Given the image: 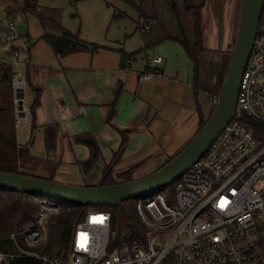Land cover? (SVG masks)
<instances>
[{"label": "crops", "instance_id": "0c3cea01", "mask_svg": "<svg viewBox=\"0 0 264 264\" xmlns=\"http://www.w3.org/2000/svg\"><path fill=\"white\" fill-rule=\"evenodd\" d=\"M197 7L201 10V6ZM182 8L193 9L182 1V7L180 4L175 11L183 12ZM142 9L151 21L143 24L137 18L135 29L126 33L123 41L102 37L97 24L86 30L82 25L70 33L78 35L87 46L86 51L58 57L44 44L47 50L41 46L36 54L34 50L40 42H35L31 53L27 49L26 57L18 51L25 63L22 71L28 83L29 110L36 98L38 101L30 111L29 122L19 127L14 125L11 107L13 126L7 131L17 151L25 154L19 166L23 173L62 185L93 188L100 185L102 174L110 165L115 180L130 170L132 180H137L159 170L155 168L160 162L175 157L195 136L198 117L192 66L190 69L184 64L187 62L179 65L176 55L169 61L161 56L149 59L147 55L161 41L176 42L164 39L167 35L178 36L176 20L163 24V11L174 15L172 4L170 0H150ZM122 14L116 18L126 19L127 15ZM13 18L15 15L0 25V37L6 22ZM187 24V28H182L192 44L194 20ZM2 42L0 63L7 66L10 77L13 66L4 61L14 46L3 39ZM92 45L101 48L93 50ZM181 53L180 48L178 54ZM124 54L134 55L122 61ZM157 59L159 62L154 63ZM206 59L204 49L198 57L197 92L202 112L207 116L218 97L202 82ZM8 85L11 88V81ZM12 97L13 92L11 103ZM110 112L112 117L108 119ZM90 159L91 164L85 168Z\"/></svg>", "mask_w": 264, "mask_h": 264}, {"label": "built area", "instance_id": "2783aa9c", "mask_svg": "<svg viewBox=\"0 0 264 264\" xmlns=\"http://www.w3.org/2000/svg\"><path fill=\"white\" fill-rule=\"evenodd\" d=\"M1 38L11 46L17 40L13 21L6 22ZM4 62L14 69L12 105L19 127L31 117L25 63L15 47ZM244 118L264 125V0L234 117L178 178L171 200L161 192L134 200L140 230L131 238L129 230L121 243L112 236L109 212L86 211L65 259L35 251L46 243L48 221L61 209L59 202L43 200L31 225L10 234L14 253H0V264H264V131L255 136Z\"/></svg>", "mask_w": 264, "mask_h": 264}, {"label": "rangeland", "instance_id": "374dc122", "mask_svg": "<svg viewBox=\"0 0 264 264\" xmlns=\"http://www.w3.org/2000/svg\"><path fill=\"white\" fill-rule=\"evenodd\" d=\"M178 1H180L181 7L182 1L183 5L186 7H193L188 14L183 13L187 12L185 8H182L183 12L180 10L176 12L184 28H187L188 21L190 22V20H193L194 8L201 6V10L199 9V11L202 20L203 45L207 58V66H205L203 72L202 82L206 89L212 90L213 94L218 97L237 39L243 0H175V9L180 8V4L177 3ZM37 5L38 10L40 9L39 16L42 19L31 15L25 16L21 12L23 0H0V25H3L8 17L15 15L16 18L10 19V21H13L15 24V33L17 36V41L15 40L12 46H14L17 51H20L22 56L25 55L24 57L27 56V49L29 53H31L35 42H40L38 47L34 50L36 54L42 50L41 46L47 50V45H44L46 43L40 37L45 33L53 35L59 34V31L56 29L57 25L65 31L75 33L82 25L86 30L90 26H95L97 24L98 33H100L102 37H113L123 41L124 35L135 29V22L137 20L135 11L119 0H85L76 5L71 4L70 0H39ZM9 13L11 14L9 15ZM122 13L127 15L126 19L119 20V18H116L119 14L123 15ZM163 14L164 23H162L165 25H169L173 22V19L176 20L175 17H172L174 15H169L170 13L167 14L163 11ZM139 31L140 30L137 32ZM184 38L187 42H192L186 30L184 31ZM0 44L1 48L3 44L1 37ZM180 48L182 50L181 56L178 54ZM147 55L149 59L161 56L164 58V61L165 59L169 61L170 58L176 55V60L179 65H183V62H187L184 64L190 66V69L192 66L184 50L176 42L161 41L157 46L147 51ZM12 77L11 70L10 81ZM12 92L9 85L5 84L0 86V111H3L2 117H0V137L2 135L4 138H10V135L6 132H9L7 130H11L13 126L11 115ZM28 96L29 92L27 91L26 101H28ZM210 113L211 111L207 116L204 115L205 122ZM3 145L4 140L0 139V149L4 148ZM23 158H25V156ZM169 159L170 158H168L167 161H169ZM166 162H160L163 164L159 163V166L155 169L162 168ZM0 164H2L1 161ZM6 166H12V163L8 162ZM95 187H99V185ZM30 225L31 223L27 227ZM46 229H48L47 226ZM114 234L115 233L112 231V236Z\"/></svg>", "mask_w": 264, "mask_h": 264}, {"label": "trees", "instance_id": "16d2710c", "mask_svg": "<svg viewBox=\"0 0 264 264\" xmlns=\"http://www.w3.org/2000/svg\"><path fill=\"white\" fill-rule=\"evenodd\" d=\"M38 1L39 0H23V6L21 12L27 16L31 15L37 18L39 16L40 9L38 10ZM85 0H70L71 4L76 5L77 3ZM122 3L129 6L137 14L139 21H142L143 24H148L151 20L143 12L142 6L144 3L150 0H119ZM172 4L173 14L176 18L178 36L171 37L169 35L165 36L164 39L173 40L178 42L183 48L187 58L192 63V78H193V88H194V101L196 107V113L198 117V130L204 126L205 117L202 112V108L198 102V79H199V62L198 57L201 53L204 52L203 43H202V21L200 17V8H194L193 13V43H188L184 38V31L182 25L179 22L177 13L174 8L175 0H170ZM188 12H191V9L187 8ZM42 19V18H41ZM140 27V26H138ZM56 29L59 31V36H53L45 33L41 39L51 48L52 52L58 56L63 57L75 52L86 51L87 46L80 41L77 34H72L69 31H65L56 26ZM143 29V28H142ZM93 50H97L101 47L92 45ZM134 54L122 55L121 59L124 61L126 58L132 57ZM6 65L0 63V86L9 84L10 77L8 71L6 70ZM147 69V68H146ZM147 71V70H146ZM155 72V71H153ZM6 75V76H5ZM37 98L32 102L31 110L32 111L37 105ZM12 107V104H11ZM3 111H0V117H2ZM112 117V112H110L108 119ZM242 123L248 127V130L258 135L260 132L264 131V125L258 123L257 121L251 118H244ZM7 134L11 135L10 132ZM0 139L4 140V148L0 149V172L7 174H15L26 176L30 178H38L35 176L28 175L23 173L20 170V161L24 157V153L17 151L16 144L10 136V138H4L2 135ZM125 142V137L122 136V145ZM171 159H169L170 161ZM92 159L89 160L87 164L84 165L86 168L91 164ZM167 161V163L169 162ZM8 162L12 163V166H6ZM115 180L112 177L111 166L108 165L101 177L99 187L113 186L123 182L132 181V171H127L123 174L117 176ZM51 181L49 179H43ZM174 182L169 187L161 190V193H164L168 200H171L172 193L175 186ZM43 201V198L34 197L25 194L13 193L5 190H0V253L12 254L14 253V248L10 242V234L16 230L27 227L32 223V218L36 214L40 203ZM60 204V213L49 219L48 221V238L46 243L35 249L36 252H40L42 255H50L52 257H59L65 259L68 255L71 235L76 223L80 220L83 213L88 210H97L109 212L111 215V228L115 233L116 239L119 243L126 240V230H140V224L136 215L134 200L124 201L121 206L118 208L112 207H81L76 205H70L68 203ZM69 209V211H68ZM125 231V232H124ZM18 264H42L40 261H15ZM14 263V262H13Z\"/></svg>", "mask_w": 264, "mask_h": 264}, {"label": "water", "instance_id": "95a60500", "mask_svg": "<svg viewBox=\"0 0 264 264\" xmlns=\"http://www.w3.org/2000/svg\"><path fill=\"white\" fill-rule=\"evenodd\" d=\"M261 0H243L234 50L219 96L204 126L168 163L143 178L107 187L81 188L0 172V190L81 207L118 208L124 201L151 196L169 187L209 149L234 117L243 71L257 34ZM134 235L130 231L129 237Z\"/></svg>", "mask_w": 264, "mask_h": 264}, {"label": "bare ground", "instance_id": "6f19581e", "mask_svg": "<svg viewBox=\"0 0 264 264\" xmlns=\"http://www.w3.org/2000/svg\"><path fill=\"white\" fill-rule=\"evenodd\" d=\"M176 182V181H175Z\"/></svg>", "mask_w": 264, "mask_h": 264}]
</instances>
